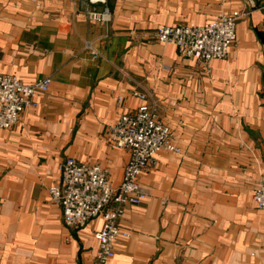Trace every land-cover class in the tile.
<instances>
[{
	"label": "crops",
	"instance_id": "crops-1",
	"mask_svg": "<svg viewBox=\"0 0 264 264\" xmlns=\"http://www.w3.org/2000/svg\"><path fill=\"white\" fill-rule=\"evenodd\" d=\"M0 0V73L49 89L0 128V264H95L96 218L68 228L48 188L66 157L98 164L112 184L128 152L108 127L145 90L180 153L161 151L141 174L146 197L118 223L130 236L104 264H264V0ZM239 11L225 58L207 68L158 42L160 25L202 24ZM87 43L91 48H87Z\"/></svg>",
	"mask_w": 264,
	"mask_h": 264
},
{
	"label": "built area",
	"instance_id": "built-area-1",
	"mask_svg": "<svg viewBox=\"0 0 264 264\" xmlns=\"http://www.w3.org/2000/svg\"><path fill=\"white\" fill-rule=\"evenodd\" d=\"M94 4L84 1L87 18L108 22L109 9ZM242 15L231 11L202 24L160 25L153 36L160 43L174 45L180 56L195 59L207 68L211 60L226 57L234 44L236 23ZM86 47L91 48L89 43ZM50 85L49 77L24 84L13 75L0 73V128L14 126L24 110L35 105L34 97L46 92ZM132 94L141 103L121 113L108 127L107 134L110 144L128 152L120 182L113 185L107 171L97 164L66 157L57 165L58 183L48 188L50 199L60 206L66 227L79 228L97 217L102 218L101 228L95 233V264H104L113 258L116 243L129 238L130 232L122 229L118 220L126 205H137L146 197L139 176L149 166L157 164L161 151L180 153L172 142L169 127L159 118L157 104L151 100L149 92L135 89ZM262 113L264 125V107ZM252 199L256 208L264 211V176L257 182Z\"/></svg>",
	"mask_w": 264,
	"mask_h": 264
},
{
	"label": "rangeland",
	"instance_id": "rangeland-1",
	"mask_svg": "<svg viewBox=\"0 0 264 264\" xmlns=\"http://www.w3.org/2000/svg\"><path fill=\"white\" fill-rule=\"evenodd\" d=\"M103 3H104V2H103ZM98 4H99V2H98V3H95L94 5L97 6ZM110 19H111V16H110ZM109 21H110V20H109ZM109 21H108V22H109ZM132 92H133V91H132ZM132 95H133V94H132ZM136 99H137V98H136ZM156 104H157V103H156ZM136 107H137V106H136ZM136 107H135V108H136ZM157 157H158V156H157ZM82 163H83V162H82ZM86 164H87V163H86ZM97 165H98V164H97ZM152 166H154V165H152ZM100 167H101V166H100ZM149 167H150V166H149ZM149 167H148V168H149ZM101 168H102V167H101ZM103 169H104V168H103ZM104 170H105V169H104ZM107 175H108V174H107ZM140 176H141V175H140ZM140 176H139V178H140ZM108 179H109V178H108ZM260 179H261V178H260ZM260 179H259V180H260ZM120 180H121V179H120ZM259 180H258V181H259ZM110 182H111V181H110ZM119 182H120V181H119ZM139 183H140V182H139ZM113 185H114V184H113ZM253 190H254V189H253ZM252 193H253V191H252ZM97 218H101V217H97ZM95 219H96V218H95ZM93 220H94V219H93ZM101 224H102V218H101ZM118 224H119V223H118ZM119 226H120V225H119ZM100 228H101V227H100ZM122 229H123V228H122ZM124 230H125V229H124Z\"/></svg>",
	"mask_w": 264,
	"mask_h": 264
},
{
	"label": "water",
	"instance_id": "water-1",
	"mask_svg": "<svg viewBox=\"0 0 264 264\" xmlns=\"http://www.w3.org/2000/svg\"><path fill=\"white\" fill-rule=\"evenodd\" d=\"M90 1V3H92V4H94V3H103L104 2V0H89Z\"/></svg>",
	"mask_w": 264,
	"mask_h": 264
}]
</instances>
